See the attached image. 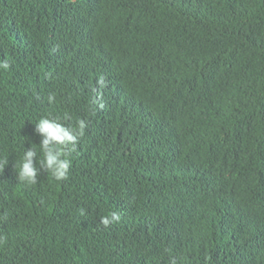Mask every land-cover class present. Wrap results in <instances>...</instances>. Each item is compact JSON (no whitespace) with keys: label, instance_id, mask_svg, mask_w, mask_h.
Wrapping results in <instances>:
<instances>
[{"label":"trees","instance_id":"obj_1","mask_svg":"<svg viewBox=\"0 0 264 264\" xmlns=\"http://www.w3.org/2000/svg\"><path fill=\"white\" fill-rule=\"evenodd\" d=\"M3 59L0 264H264V0H0ZM45 116L87 128L27 185Z\"/></svg>","mask_w":264,"mask_h":264},{"label":"clouds","instance_id":"obj_2","mask_svg":"<svg viewBox=\"0 0 264 264\" xmlns=\"http://www.w3.org/2000/svg\"><path fill=\"white\" fill-rule=\"evenodd\" d=\"M10 67L7 59L0 60V70ZM52 100V97H49ZM65 120L69 119L67 114ZM87 121L78 119L75 126H68L59 118L42 117L35 123V132L41 137L39 152L33 147L26 149L14 167L19 182L34 185L37 183L41 170L51 174L56 181L67 179L71 167V153L75 151L81 137L85 134ZM8 164L0 159V169ZM39 165V167L37 166ZM83 214V212H82ZM121 219L118 212L101 217L100 223L109 227ZM171 264H176L175 259Z\"/></svg>","mask_w":264,"mask_h":264}]
</instances>
